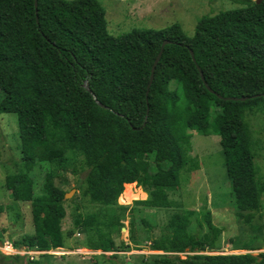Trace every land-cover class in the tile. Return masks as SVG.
I'll use <instances>...</instances> for the list:
<instances>
[{"label": "trees", "instance_id": "16d2710c", "mask_svg": "<svg viewBox=\"0 0 264 264\" xmlns=\"http://www.w3.org/2000/svg\"><path fill=\"white\" fill-rule=\"evenodd\" d=\"M230 1L242 7L204 16L193 37L180 24L114 37L98 0H37V9L36 0H0V115L17 117L22 161L5 188L13 200L26 193L35 229L14 250L65 248L68 192L48 172L38 194L36 174L47 165L67 171L71 153L86 170L80 196L97 208L74 221V232L85 236L81 248L128 251L123 243L117 248L116 238L129 220L130 243L161 253L140 256L138 264H264V252L252 254L264 233V178L252 129V118L264 122V0ZM165 41L171 44L148 90ZM192 131L220 138L235 214L250 229L232 247L247 254L211 255L224 230L210 214L204 230L194 211L174 213L158 237L140 219L147 235L141 242L135 209L118 203L133 185L147 195L138 207H178L170 192L181 189L183 173L200 170ZM0 257L24 264L28 256Z\"/></svg>", "mask_w": 264, "mask_h": 264}, {"label": "rangeland", "instance_id": "374dc122", "mask_svg": "<svg viewBox=\"0 0 264 264\" xmlns=\"http://www.w3.org/2000/svg\"><path fill=\"white\" fill-rule=\"evenodd\" d=\"M73 2L75 0H65ZM106 11L108 32L114 37L139 31H163L174 24H180L186 34L193 37L195 28L204 16H214L223 12L236 10L241 5L230 0H98ZM257 2V0H254ZM168 81V80H167ZM169 88L174 90L175 83L169 82ZM254 138L259 142L257 146V163L261 177L264 178V122L260 116L252 118ZM192 138V157L198 159L200 170L191 175L182 174L181 189L170 192L171 201L178 207L172 210L158 211L138 207L136 202L146 201L147 195L142 188L134 189L131 185L129 193L119 199V204L135 209L137 226L140 219H147L155 228L154 235L158 237L160 227L165 225L174 213L194 211L198 220L207 229V216L210 214L212 223L224 230L218 250L211 255H240L244 251H235L232 243L250 231L249 227L241 223L236 217V209L232 198L231 184L225 168L224 153L220 146V138L216 135L205 136L197 131L189 133ZM67 171L56 165L43 166L37 170V190L43 184L44 175L52 172L55 185L71 193L67 197V216L63 230L67 236L64 249L41 254L38 252L16 251L19 256H28L24 264H138L140 256L161 254L153 252L149 243L134 246L129 239V220L116 238L117 248L130 246V249H120L118 253L91 252L79 246L85 241V236L74 232V221L79 214L86 215L95 212V206L86 203L80 196L78 184L85 178L86 170L82 162L74 161L73 155L68 154ZM22 169L20 152V135L16 115H0V235L2 243L12 245L24 238L35 234L31 204L24 200L25 192L19 194V199H11L5 188L6 178L11 174H18ZM76 171L74 175L72 172ZM125 191V187H124ZM124 193V192H123ZM74 199V202H71ZM264 223V214L262 216ZM258 216V218H260ZM71 232V235H69ZM74 233V234H73ZM73 234V235H72ZM137 234L145 242L146 233L138 226ZM259 250L252 252L258 255L264 252V233ZM4 257L15 256L0 247ZM29 253V254H26ZM45 255V257H41ZM116 256V257H115ZM184 259V257H183ZM0 264H18L13 260L0 257Z\"/></svg>", "mask_w": 264, "mask_h": 264}, {"label": "water", "instance_id": "95a60500", "mask_svg": "<svg viewBox=\"0 0 264 264\" xmlns=\"http://www.w3.org/2000/svg\"><path fill=\"white\" fill-rule=\"evenodd\" d=\"M262 1H263V0H257L256 3L260 5ZM36 9H37V0H36ZM170 44H171L170 41H165V42L163 43V45H162V50H161V52H160V54H159L157 60H156L155 63H154V66H153V68H152V75H151L150 83H149V86H148V90H150V88H151V86H152V84H153L154 76H155V71H156V67H157L158 63L160 62V60H161V57H162V55H163L164 48H165L167 45H170ZM191 56H192L193 60L195 61L194 54H193L192 51H191ZM201 74H202V73H201ZM202 78L204 79L203 74H202ZM207 88H208V90H209L212 94H214V92H213L208 86H207ZM85 89H86L90 94H92L94 100L98 103V101L96 100L95 95L92 93V91H91L90 88L88 87L87 83L85 84ZM233 100H236V99H233ZM241 101L244 102V101H246V99H245V98H244V99H241ZM98 104H99V103H98ZM71 195H72V192L69 193V194H67V197H70ZM0 247H3V243H2V242H0Z\"/></svg>", "mask_w": 264, "mask_h": 264}, {"label": "built area", "instance_id": "2783aa9c", "mask_svg": "<svg viewBox=\"0 0 264 264\" xmlns=\"http://www.w3.org/2000/svg\"><path fill=\"white\" fill-rule=\"evenodd\" d=\"M3 247L7 250L8 253H13L14 255L17 254L13 246L8 243H5ZM26 254H29V253H26Z\"/></svg>", "mask_w": 264, "mask_h": 264}, {"label": "clouds", "instance_id": "9594fccd", "mask_svg": "<svg viewBox=\"0 0 264 264\" xmlns=\"http://www.w3.org/2000/svg\"><path fill=\"white\" fill-rule=\"evenodd\" d=\"M5 244V243H4ZM4 244H3V246H4ZM41 254H46V253H41Z\"/></svg>", "mask_w": 264, "mask_h": 264}]
</instances>
